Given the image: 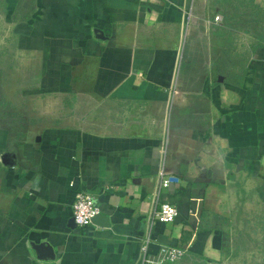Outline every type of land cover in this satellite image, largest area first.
Masks as SVG:
<instances>
[{"label": "crops", "instance_id": "1", "mask_svg": "<svg viewBox=\"0 0 264 264\" xmlns=\"http://www.w3.org/2000/svg\"><path fill=\"white\" fill-rule=\"evenodd\" d=\"M161 170L184 185L157 194ZM80 189L106 222L76 225ZM161 202L174 223H152ZM251 204L264 0H0V264H143L168 245L188 248L169 264H264L227 249Z\"/></svg>", "mask_w": 264, "mask_h": 264}, {"label": "built area", "instance_id": "2", "mask_svg": "<svg viewBox=\"0 0 264 264\" xmlns=\"http://www.w3.org/2000/svg\"><path fill=\"white\" fill-rule=\"evenodd\" d=\"M215 19L218 21L220 19V15H217ZM174 184L183 186L184 181H182V179L177 175H172L164 170H161L158 174L157 194H159L163 189H167ZM95 198L96 195L86 189L76 191L72 215L77 226L86 227L93 224V218L100 212L99 208L95 205ZM178 216L179 209L175 204L161 202L153 213L152 223H174ZM144 251H146V246L144 247ZM187 252L188 248L184 246H164L160 249L156 256L145 255L143 264L175 263L182 259Z\"/></svg>", "mask_w": 264, "mask_h": 264}, {"label": "rangeland", "instance_id": "3", "mask_svg": "<svg viewBox=\"0 0 264 264\" xmlns=\"http://www.w3.org/2000/svg\"><path fill=\"white\" fill-rule=\"evenodd\" d=\"M228 16L231 19L240 17L233 16V14H228ZM242 18L243 24L241 26L247 25L246 27H249L250 31L253 27L252 33L249 34L255 35V17L246 16ZM243 212L242 220L230 225V229L227 230V249L231 253L239 255V259H243L247 263L262 262L264 261V209L256 204H251Z\"/></svg>", "mask_w": 264, "mask_h": 264}, {"label": "water", "instance_id": "4", "mask_svg": "<svg viewBox=\"0 0 264 264\" xmlns=\"http://www.w3.org/2000/svg\"><path fill=\"white\" fill-rule=\"evenodd\" d=\"M96 32L101 33L102 31L97 30ZM100 220H103L104 222H106L107 218L104 215L97 214L93 218V223H98ZM36 248H37L38 254L41 256V258H52V259L55 258V252H54V249L52 246L46 245V244H41V245H38Z\"/></svg>", "mask_w": 264, "mask_h": 264}]
</instances>
